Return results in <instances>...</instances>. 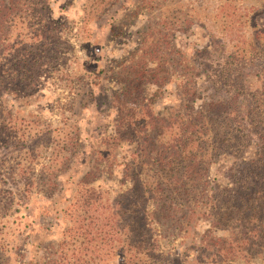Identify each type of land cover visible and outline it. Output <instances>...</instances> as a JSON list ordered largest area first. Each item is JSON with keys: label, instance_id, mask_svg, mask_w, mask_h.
<instances>
[{"label": "trees", "instance_id": "obj_1", "mask_svg": "<svg viewBox=\"0 0 264 264\" xmlns=\"http://www.w3.org/2000/svg\"><path fill=\"white\" fill-rule=\"evenodd\" d=\"M104 1L96 0L100 5ZM49 12L47 0H0V149H19L3 159L34 157L35 142L53 141L50 130L32 132L33 119L13 115L3 100L4 95L28 90L45 72L43 60L52 51L43 40ZM20 20L24 28L29 20L30 31L16 40L13 31ZM170 20L163 16L153 26L146 24L138 59L116 72L121 86L113 95L117 112L110 149L123 141L135 142L136 156L123 169L131 185L107 202L92 185L106 159H95L76 183L78 197L70 210L73 245L65 249L62 245L68 242H59L57 255L46 264H107L112 256L127 252L120 264H236L238 259L239 264H249L251 258L264 256V28L239 36L222 63L206 65L211 91L204 107L196 110L195 77L201 68L189 66L183 52L169 41ZM254 64L258 85L251 88L246 78ZM175 72L181 77L182 102L154 114L145 87H161ZM84 94L73 98V107L85 106L84 96L93 97L91 90ZM252 138L255 154L243 159ZM221 155L236 159L225 188L212 187L209 180L210 166ZM5 166L4 175L15 172V165ZM30 183L23 181L24 193ZM13 193L10 187L0 188L5 204ZM200 219L209 228L195 239ZM154 224L192 234L191 259L178 249L158 252ZM0 264L9 263L1 259Z\"/></svg>", "mask_w": 264, "mask_h": 264}, {"label": "rangeland", "instance_id": "obj_2", "mask_svg": "<svg viewBox=\"0 0 264 264\" xmlns=\"http://www.w3.org/2000/svg\"><path fill=\"white\" fill-rule=\"evenodd\" d=\"M47 3L50 12L49 20L45 19L47 29L43 40L52 51L45 54V72L28 90H17L3 97L5 107L13 115L33 119L32 132L48 129L53 137L49 144L35 142L37 154L25 156L27 159H3L11 153L16 155L19 149H0V188L14 190L8 204L0 194V260L9 264H46L57 255L59 242H68L62 245L65 249L73 245L70 210L78 197L76 183L95 159L107 160H101V169L92 183L107 202L131 185L124 178L123 169L136 156V144L127 140L112 150L109 137L114 134L117 112L113 95L121 86L116 72L122 65L138 59L146 24L153 26L163 16L171 19L169 41L183 52L189 66L201 68L195 77L196 110L204 107L211 91L206 65L222 63L239 36L264 28V0H149L146 3L105 0L102 5L96 0H47ZM130 10L137 13L133 15ZM25 21V28L23 20L18 21L14 39L25 38V33L30 31L29 20ZM149 65L155 66V62ZM248 71L247 84L256 88L255 64ZM180 81L175 72L167 84L145 87L147 97L152 98L150 106L154 114L182 102ZM89 90L93 97L84 96L85 106L73 107V98ZM72 110L76 113L72 114ZM255 150L256 138H252L242 158L253 157ZM2 159L7 166L15 165L14 173L4 175L6 166L2 165ZM235 161L229 155L219 156L210 166V186L228 187V170ZM16 163H19L17 167ZM1 179L7 183L3 184ZM25 179L31 185L24 193ZM148 209H153L151 201ZM154 227L158 252L174 253L178 249L177 252L191 259L192 234L184 236L182 231L157 224ZM207 228L206 220H198L195 239ZM214 232L223 234L220 230ZM127 253H117L107 264H120V258ZM236 262L239 264L241 260ZM249 264H264V256L251 258Z\"/></svg>", "mask_w": 264, "mask_h": 264}]
</instances>
